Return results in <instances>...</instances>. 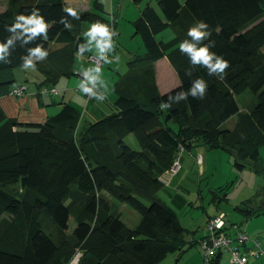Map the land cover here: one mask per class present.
<instances>
[{
	"label": "trees",
	"instance_id": "obj_1",
	"mask_svg": "<svg viewBox=\"0 0 264 264\" xmlns=\"http://www.w3.org/2000/svg\"><path fill=\"white\" fill-rule=\"evenodd\" d=\"M93 7L103 12L97 1ZM96 11L64 0H9L0 12V72L31 61L43 77L37 88L79 76L73 61L87 52L85 26L109 29V18ZM20 14L40 20L44 31H27L34 25L16 20ZM198 21L209 25L211 36L197 46L214 41L210 51L230 63L224 79L179 50L185 39L195 43L187 32ZM132 25L144 52L131 56L114 82L113 113L84 123L62 102L43 123H19L0 110V264H65L77 252V264H158L170 253L180 256L206 236L186 238L174 207L158 196L166 187L160 176L180 146L182 157L197 144L220 148L232 154L235 168L264 173V0H148ZM167 28L173 36L159 39ZM163 57L178 83L160 92L151 63ZM197 79L208 84L203 98L191 95ZM245 91L255 98L249 110L237 100ZM104 193L135 209L138 223L128 227ZM254 203L239 209L245 220L264 213ZM221 254L207 264H219Z\"/></svg>",
	"mask_w": 264,
	"mask_h": 264
},
{
	"label": "rangeland",
	"instance_id": "obj_2",
	"mask_svg": "<svg viewBox=\"0 0 264 264\" xmlns=\"http://www.w3.org/2000/svg\"><path fill=\"white\" fill-rule=\"evenodd\" d=\"M79 1L77 0V2ZM109 1H100L105 4L104 11L101 13L108 17L114 14L116 18L120 19V24H117V30L121 35V40H119V44H113L109 57L103 62L102 67H100L102 68L101 82L106 87L108 85L107 88H111L118 76L127 71V60L133 54H140L144 51L140 36L134 34L132 20L137 18L139 8L148 0H118L115 1L114 5L108 7ZM153 4L156 6L154 2ZM8 7L9 0H0V10L7 9ZM167 33H171L169 28L163 30L157 37L162 39ZM169 38L165 37L163 39L168 40ZM261 53L264 56V49L261 50ZM94 70V73H96L97 68ZM173 74L175 75L174 72ZM164 77L167 79L166 88H172L173 83L168 74L164 75ZM110 94L113 95L114 93L111 91ZM237 100L241 110H249L255 98L250 91H245L238 95ZM232 124L233 121L230 120L226 126ZM170 126L173 130L177 128L175 123H170ZM126 142L132 148L137 149L133 137H128ZM205 149L206 152H202V164L193 166L189 161V164L185 168V164L181 163L183 171L186 170L183 173V177L188 175L190 178H183L182 186L184 190L179 191L186 202L179 206L171 204L176 211L181 225L185 229L186 238L192 236L195 240H198L206 233V220L208 216L224 213L226 232L229 236L234 237L238 230H241L250 238L258 237L261 247L264 249V213L245 220L242 212L239 210L250 199L255 200V207H257L256 204L260 205L264 202V173L257 174L249 165L239 170L233 166L234 158L229 152L220 148L206 147ZM259 158L264 161V141L259 145ZM162 191L158 193L161 198L163 197ZM223 193H226V199H220ZM103 195L108 201L111 210L127 226L134 227L138 223L140 215L135 209L123 202L116 201L107 193ZM72 227L73 220L71 219L69 230ZM184 250L186 251L180 256V252L178 251L168 254L158 264H207L198 244L191 247L185 246ZM260 259L261 257L258 258V260ZM220 264H230V254L228 252L221 254Z\"/></svg>",
	"mask_w": 264,
	"mask_h": 264
},
{
	"label": "crops",
	"instance_id": "obj_3",
	"mask_svg": "<svg viewBox=\"0 0 264 264\" xmlns=\"http://www.w3.org/2000/svg\"><path fill=\"white\" fill-rule=\"evenodd\" d=\"M64 1L67 7H74L80 10L96 11L95 7H93L94 1H97L98 3L101 4L103 11L105 8V4L100 2L101 0L100 1L78 0L79 2H77V0H64ZM115 1L118 0H110L108 2V7L114 5ZM146 2L143 3V6L146 4ZM143 6L139 8V12L143 8ZM1 11H3V9L0 10V12ZM98 13L102 15L101 12ZM104 17L109 18L108 16H104ZM116 19L120 24V19L119 18ZM134 20H132V22ZM84 29L88 41L87 52L85 54H75L73 61V68L74 71H77L78 73L87 72L92 77L95 78L96 87L92 95L90 96L89 100H86L85 94L82 91H78L75 89L80 82V77L76 75H72L70 77L63 76L58 80V82L54 86L59 90L58 94L55 95L39 94L37 92L39 89L37 88V84L42 81L43 77L40 71H38L31 63V66L29 67L23 66L13 70H4L0 72V110H2L5 117L16 119L19 123H43L48 117L56 114L59 111L62 102H67L70 103L72 106H74L75 109L81 114V122L84 123L94 122L115 111L114 101L116 99V93L113 90V84L117 79L113 82L111 88H107L108 85L106 87L101 82L102 68L99 67L97 69V72L94 73L95 67L93 63L89 60V55L98 56L102 52L101 45L99 43L100 38L99 37H96L95 39L93 38L92 25L88 24L85 26ZM172 36L173 33L171 31V33H167L166 36H164L163 38L164 39L165 37L171 38ZM119 40H121V35L118 32V37L115 43L119 44ZM151 66L153 67L155 73V82L160 92H164L170 88V87L166 88L167 86L165 84H167L166 83L167 79L164 77V75L168 74L169 78L171 79V82L173 83L172 84L173 86L178 83L177 75L166 57H163L155 62H152ZM173 72L175 73L176 77L173 74ZM18 85H25L27 88V94L20 97H15L11 95L10 89ZM110 90L112 91V93H114L113 95L110 94L111 92ZM101 96L104 98L102 101L99 99V97ZM230 120L234 122V117L233 119ZM128 137H132V136H128ZM205 148L206 147L204 145L197 144L190 150L186 151V153L182 157V164H185V168L189 164V161L193 164V166L200 165L196 163L195 155H197L198 153L202 155L203 154L202 152H206ZM202 159H203V155H202ZM184 172H186V170L183 171V168H181L180 171L173 177L171 181V184L172 182L173 184L166 186L162 191L163 197L162 198L160 197V199H162L169 205L171 204L173 205L174 201L179 202L180 205L186 202L184 197L179 192L180 190L181 191L184 190L182 186V183L184 181L183 178H189L188 175H185L183 177ZM261 205L264 206V202H262ZM69 225H70V221H69ZM73 226H74V222H73ZM248 238L257 239L259 241L258 237L250 238L248 236ZM251 244H252L251 241H249L246 247L249 248V245L251 247L252 246ZM249 260L250 262H260V260H254L252 258H249Z\"/></svg>",
	"mask_w": 264,
	"mask_h": 264
},
{
	"label": "built area",
	"instance_id": "obj_4",
	"mask_svg": "<svg viewBox=\"0 0 264 264\" xmlns=\"http://www.w3.org/2000/svg\"><path fill=\"white\" fill-rule=\"evenodd\" d=\"M109 23L108 32L110 35L108 39L110 46L104 48L98 56L89 55V60L97 69L101 67L103 62L109 57V52L118 36L117 19L114 14L110 15ZM79 77L80 82L75 89L82 91L85 94L86 100H89L96 87L95 78L87 72L79 73ZM85 88L91 89V93H86L84 91ZM37 92L41 95H55L59 93V90L56 87L43 86L39 88ZM10 94L15 97L23 96L27 94V88L25 85H18L10 89ZM184 151L183 146L178 148L171 166L160 176V181L164 186H169L173 177L180 171L182 163L181 158ZM202 160V155L198 153L195 156L196 163L201 164ZM224 226V213L212 216L206 222V236L198 242L206 263L216 253L228 252L230 254V264H264V249H262L261 244L257 239H249L244 232L239 230L234 237H231L227 234L226 230H224ZM249 241H251L252 246L247 248L246 245ZM79 257L80 252H77L72 259L65 264H77ZM259 257H261L260 262H250L249 260V258L258 260Z\"/></svg>",
	"mask_w": 264,
	"mask_h": 264
},
{
	"label": "clouds",
	"instance_id": "obj_5",
	"mask_svg": "<svg viewBox=\"0 0 264 264\" xmlns=\"http://www.w3.org/2000/svg\"><path fill=\"white\" fill-rule=\"evenodd\" d=\"M16 20H24L25 24L34 25V27L27 29L33 34L38 32H43L45 25L40 21L33 18H26L23 14L17 15ZM15 27H23L17 23ZM109 32L106 27L100 26L99 24L94 25L92 29V36L95 39L99 37V43L101 45V50L110 46L109 42ZM187 35L192 38V41L195 43H190L187 39L183 40L179 44V50L182 54H187L190 58L192 65L206 67L209 74H218L219 79H224L226 75V70L230 67L229 61L225 60L222 56L217 55L216 53L210 51L211 47L215 46V42L209 40L208 44L197 46L201 41L209 39L211 36V31L209 30V25L204 21H198L193 26L189 27ZM0 51H3L0 48ZM39 52V49L36 50ZM44 55V53H40ZM31 66V61H28L25 67ZM208 88V84L203 79H197L194 83L193 88L191 89V95L197 96L199 94L200 98H203L205 95V90ZM86 93H91V89L85 88ZM185 94L180 93L179 98H184ZM99 99L102 101L104 98L101 96Z\"/></svg>",
	"mask_w": 264,
	"mask_h": 264
}]
</instances>
